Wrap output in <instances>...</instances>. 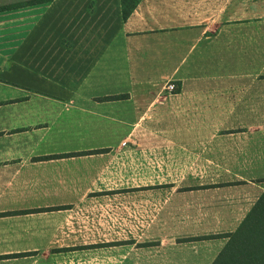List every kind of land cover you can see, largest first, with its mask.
I'll return each mask as SVG.
<instances>
[{
	"label": "crops",
	"instance_id": "crops-1",
	"mask_svg": "<svg viewBox=\"0 0 264 264\" xmlns=\"http://www.w3.org/2000/svg\"><path fill=\"white\" fill-rule=\"evenodd\" d=\"M263 191L264 0H0V264H212Z\"/></svg>",
	"mask_w": 264,
	"mask_h": 264
},
{
	"label": "trees",
	"instance_id": "trees-1",
	"mask_svg": "<svg viewBox=\"0 0 264 264\" xmlns=\"http://www.w3.org/2000/svg\"><path fill=\"white\" fill-rule=\"evenodd\" d=\"M139 2L121 0L124 19ZM219 236L227 237L228 241L212 264H264V192L234 231Z\"/></svg>",
	"mask_w": 264,
	"mask_h": 264
},
{
	"label": "built area",
	"instance_id": "built-area-1",
	"mask_svg": "<svg viewBox=\"0 0 264 264\" xmlns=\"http://www.w3.org/2000/svg\"><path fill=\"white\" fill-rule=\"evenodd\" d=\"M176 84L173 80H169L166 82V85H165V89L170 91V92H173L176 90Z\"/></svg>",
	"mask_w": 264,
	"mask_h": 264
},
{
	"label": "rangeland",
	"instance_id": "rangeland-1",
	"mask_svg": "<svg viewBox=\"0 0 264 264\" xmlns=\"http://www.w3.org/2000/svg\"><path fill=\"white\" fill-rule=\"evenodd\" d=\"M181 132L183 133V131H181ZM263 192H264V191H263ZM261 194H262V193H261ZM261 194H260V195H261ZM258 198H259V197H258ZM252 206H253V205H252ZM251 208H252V207H251ZM226 238H227V237H226ZM227 241H228V238H227Z\"/></svg>",
	"mask_w": 264,
	"mask_h": 264
}]
</instances>
